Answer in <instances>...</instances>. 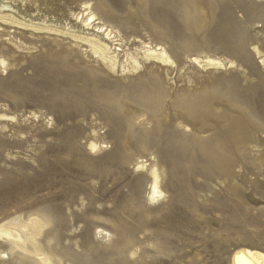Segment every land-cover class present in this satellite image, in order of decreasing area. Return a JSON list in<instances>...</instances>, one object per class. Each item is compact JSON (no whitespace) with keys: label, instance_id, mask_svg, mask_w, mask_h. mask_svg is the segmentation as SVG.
<instances>
[{"label":"rangeland","instance_id":"1","mask_svg":"<svg viewBox=\"0 0 264 264\" xmlns=\"http://www.w3.org/2000/svg\"><path fill=\"white\" fill-rule=\"evenodd\" d=\"M3 14L40 30L0 22V224L47 216L40 240L63 264L264 249V0H0ZM103 24L114 70L72 37ZM206 90L211 111L184 107ZM21 254L0 240V264H37Z\"/></svg>","mask_w":264,"mask_h":264},{"label":"bare ground","instance_id":"2","mask_svg":"<svg viewBox=\"0 0 264 264\" xmlns=\"http://www.w3.org/2000/svg\"><path fill=\"white\" fill-rule=\"evenodd\" d=\"M2 7L4 8L7 6L2 5L1 8ZM0 22L22 29L40 30V28H38L34 24H29L25 21H21L20 19L12 16V14L0 15ZM94 22V16H91L90 23H88L87 26L90 27L94 24ZM98 24H101V22H99ZM101 33H104V36L101 39H97L98 34ZM93 35H95V38L87 36L80 37L77 35H72V37L89 44L94 49L95 53L101 56V60L103 61V63H105L106 67L110 66L109 68L111 70H114L115 64L117 63V56L111 55V53H114V49L110 45H108V43H106L107 41H109L114 44L112 39H114L115 36H113L112 38V30H109V28H106V26L103 24L102 26L95 28ZM160 50L162 49L158 48V50L156 51H150L148 57H153L162 63H172L167 53L165 51L158 52ZM198 60L199 59H195V61ZM204 63L205 66H223L221 62L210 58H207ZM212 90H210V92ZM207 93L208 90L197 96H190L187 100L185 99L184 107L190 110L192 113L211 111L213 103L211 102V99L209 95H207ZM245 124L246 122L241 120H236L235 122V138L240 139L241 141L247 140ZM90 146L92 149L96 148L95 144H90ZM231 166L232 163L225 159L219 160L217 162L219 171L222 172V174L225 176L231 175ZM158 180V176L154 172L153 183L151 184V192L149 194L152 200H155L156 198L162 196V191L159 189ZM50 223V218L40 214H30L26 218L17 217V219H8L0 224V240H3L10 244L11 252L14 253V251H17L19 253H22L21 255L29 258L37 264H63V259L56 255L51 249L46 248L40 240V237L43 234L45 228H47ZM236 245L237 249L235 248L234 253L229 258L227 264H264V249L260 248L261 245L260 247H258L256 244L255 246H249L244 242L237 243ZM239 245L243 247H239Z\"/></svg>","mask_w":264,"mask_h":264},{"label":"water","instance_id":"3","mask_svg":"<svg viewBox=\"0 0 264 264\" xmlns=\"http://www.w3.org/2000/svg\"><path fill=\"white\" fill-rule=\"evenodd\" d=\"M149 97V96H148ZM148 97H146V100L145 101H147L149 98Z\"/></svg>","mask_w":264,"mask_h":264}]
</instances>
